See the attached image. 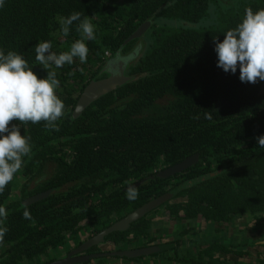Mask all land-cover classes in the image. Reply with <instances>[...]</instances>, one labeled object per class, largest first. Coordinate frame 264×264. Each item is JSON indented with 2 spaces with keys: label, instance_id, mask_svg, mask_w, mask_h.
Segmentation results:
<instances>
[{
  "label": "trees",
  "instance_id": "obj_1",
  "mask_svg": "<svg viewBox=\"0 0 264 264\" xmlns=\"http://www.w3.org/2000/svg\"><path fill=\"white\" fill-rule=\"evenodd\" d=\"M248 8L264 9V0H5L0 50L20 54L38 78L55 71L65 108L57 130L44 121L10 122L30 137L32 148L0 191L6 213L0 217L6 229L0 264H40L64 246L66 233L78 232L80 222L97 233L180 185L171 200L106 242L117 250L154 242L151 234L160 225L153 216L168 214L173 229L163 225L159 234L173 239L152 254L156 264H250L244 258L251 254L264 264L258 259L264 251L251 252L264 248V147L257 144L264 135V81L242 83L239 68L235 74L218 68L213 43ZM74 12L95 26L86 63L74 58L45 69L35 60L36 45L50 40L53 51H67L80 39L79 22L64 37L59 18ZM146 22L148 28L133 36ZM139 45L124 70L129 79L74 117L83 89L102 78L108 60ZM193 154L196 163L184 171L157 176ZM129 186L135 199L126 196ZM43 192L48 195L24 203ZM200 221L205 227L195 231Z\"/></svg>",
  "mask_w": 264,
  "mask_h": 264
},
{
  "label": "clouds",
  "instance_id": "obj_2",
  "mask_svg": "<svg viewBox=\"0 0 264 264\" xmlns=\"http://www.w3.org/2000/svg\"><path fill=\"white\" fill-rule=\"evenodd\" d=\"M5 0H0L3 8ZM80 39L75 40L67 51L55 52L52 42L41 41L35 47V60L45 69L63 67L72 64L78 58L81 64L86 63L88 47L86 41L95 39V26L90 18L81 19L79 12L67 17H60V32L64 37L70 33L74 22ZM216 66L225 73L235 74L239 68V80L242 83L255 84L264 81V9L245 10L242 20L234 28L223 33V39L213 37ZM138 50H133L126 57L117 54L116 59L125 63L136 59ZM46 76L38 78L29 67L28 62L18 53L0 50V191L12 181L20 170L23 157L30 153V137L21 134L20 128L11 121L31 122L44 121L45 126L57 130V122L64 115L65 105L56 94L59 80L55 71H47ZM206 118L211 119L207 113ZM257 144L264 147V135L257 138ZM138 193L129 186L126 196L135 199ZM0 208V217L5 216ZM25 219H31L25 210ZM6 229L0 228V239Z\"/></svg>",
  "mask_w": 264,
  "mask_h": 264
},
{
  "label": "water",
  "instance_id": "obj_3",
  "mask_svg": "<svg viewBox=\"0 0 264 264\" xmlns=\"http://www.w3.org/2000/svg\"><path fill=\"white\" fill-rule=\"evenodd\" d=\"M150 25L149 22H146L145 24L141 25L137 31L133 34V36H140L146 28ZM136 50H140V45ZM127 55L121 56L126 57ZM117 55L114 58H111L108 60L104 70L109 75L105 78H101L96 81L90 82L82 91L80 97L78 98L75 108L73 110V116L76 117L79 115L82 110L89 105L91 102L96 100L98 97L113 91L121 84L125 83L129 77L124 75V70L129 63H125L123 59L117 60ZM260 92H264V83L262 84L260 88ZM198 159V156L196 154H193L184 160L169 166L167 168H164L160 170L157 174L158 177L164 178L172 176L176 173L182 172L194 163H196ZM183 185H180L178 188L173 189L169 192H166L156 198H153L149 200L147 203L142 205L141 207L137 208L136 210L128 213L125 217H123L121 220L113 223L108 228L104 229L99 234L93 236L91 239L83 243L79 248L71 251L68 255L65 257H62L58 260H55L50 263L45 264H73L78 261L85 260L87 257H71V255L76 254L77 252L83 251L84 249H87L88 247H91L96 244H105L106 240L105 237L111 234L115 231H124L127 230L130 227V224L134 221L144 217L146 214L151 212L152 210L158 208L160 205L165 203L166 201L171 200L174 195L178 192L179 189L183 188ZM48 195V192L39 193L36 195H33L32 197H29L28 199L24 200L25 204H30L33 202H36ZM166 248L165 245H155L151 247H145L141 249H133V250H121L117 252H111L107 253L110 256H119V257H126V258H134L138 256H147L150 254H156L161 251H163ZM98 255H95L97 257Z\"/></svg>",
  "mask_w": 264,
  "mask_h": 264
},
{
  "label": "flooded vegetation",
  "instance_id": "obj_4",
  "mask_svg": "<svg viewBox=\"0 0 264 264\" xmlns=\"http://www.w3.org/2000/svg\"><path fill=\"white\" fill-rule=\"evenodd\" d=\"M107 76H109V75L105 72V73H103L102 78H105ZM15 192H17V191H15ZM126 215H124L123 217H125ZM157 215L161 216V214H159V213L155 214L153 216V220L158 225H160V227L163 226V225L168 226V224L165 223L164 220H160V219L155 220ZM166 215L169 217L168 214H166ZM146 216H147V214H146ZM121 219H118L115 222H117V221H119ZM169 220L174 222L173 219L170 218V217H169ZM115 222H113V223H115ZM112 224H110V225H112ZM130 225H132V223ZM79 226H80V229L78 230V232L75 233V235L74 234L71 235L70 233H66L65 234L64 246L60 247V248H57L54 251H49L47 257L46 256L42 257V260H41L40 264L50 263V262L58 260V259H60L62 257H65L71 251L79 248L83 243H85L86 241L91 239L93 236L99 234L104 229L109 227V226H107L106 228L102 229L101 231H99L97 233H93L92 232L93 229L87 225V221L80 222ZM170 228L173 229V227H170ZM161 229H162V227L160 229H157L158 232L155 231V232H153L151 234V237H153L154 240H155L154 242L153 241L152 242H148L147 244L144 245L141 241H137L135 244L129 245L126 249H123V250L141 249V248L151 247V246H155V245L159 246V245H163V244L171 242L173 237L172 236H165L164 234H162V235L159 234ZM256 247H258V246H256ZM256 247H254V249L251 250V252H253L254 254H256L257 252L262 253V251H264V248L262 246H259V247H261V250L260 249H255ZM94 249H97L98 251L92 252V250H94ZM115 249L116 248L110 242H106L105 244H102V245L101 244H96V245H93L91 247H88L87 249H84L83 251H80V252H77L76 254L71 255V257H87L85 260L78 261V262L73 263V264H80V263H86V264H112L113 262H114L113 264H154L153 262H154V260H156L155 256L150 254V255H147V256H138V257L131 258L130 262H128V263H125L123 260H119V259H117L115 261V257L110 256V255L107 254V253H111V252L115 253L117 251H121V250H117V249L115 250ZM95 255H98V256L95 257ZM97 258H99V259L95 260ZM258 259L259 260H264V256L262 254H260ZM254 260H255V262L251 261L250 264H256L257 260L255 258H254ZM21 264H28V263L25 262V263H21Z\"/></svg>",
  "mask_w": 264,
  "mask_h": 264
},
{
  "label": "rangeland",
  "instance_id": "obj_5",
  "mask_svg": "<svg viewBox=\"0 0 264 264\" xmlns=\"http://www.w3.org/2000/svg\"><path fill=\"white\" fill-rule=\"evenodd\" d=\"M157 219H160V220H164V222L165 223H167L168 224V227L170 228V227H173V222L172 221H170L169 220V217L166 215V214H163V216L161 215H157V217L155 218V220H157ZM242 220H244V219H240V220H238V221H242ZM241 226H244L243 224H241L240 222L238 223V227H241ZM205 227V224H204V222L202 221H200V224H199V226H197L196 227V229H195V231H199V232H201L202 231V228H204ZM161 227L160 226H156L155 227V230L157 231V229H160ZM161 231V230H160ZM198 232V233H199ZM191 234V233H190ZM199 234H201V233H199ZM251 235L252 236H254V238H257V236L256 235H253L252 233H251ZM186 238H187V236H186ZM254 248H252L251 250H253ZM255 249H260L261 250V247H256ZM244 260L245 261H253V262H255V260H254V257H253V255L251 254V255H249V256H247V257H245L244 258ZM114 263V262H113ZM112 263V264H113Z\"/></svg>",
  "mask_w": 264,
  "mask_h": 264
},
{
  "label": "crops",
  "instance_id": "obj_6",
  "mask_svg": "<svg viewBox=\"0 0 264 264\" xmlns=\"http://www.w3.org/2000/svg\"><path fill=\"white\" fill-rule=\"evenodd\" d=\"M244 225V224H243ZM239 228H243V226H241V227H239ZM156 230H155V228H154V231L153 232H155ZM158 232V231H157ZM154 264H156V260H154V262H153Z\"/></svg>",
  "mask_w": 264,
  "mask_h": 264
}]
</instances>
